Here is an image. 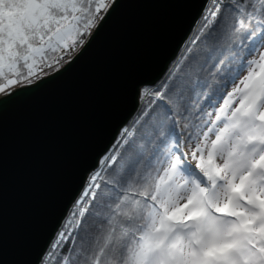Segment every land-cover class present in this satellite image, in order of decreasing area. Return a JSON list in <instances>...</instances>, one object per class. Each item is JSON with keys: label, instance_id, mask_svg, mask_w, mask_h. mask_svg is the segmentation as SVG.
I'll return each instance as SVG.
<instances>
[{"label": "snow or ice", "instance_id": "6c2138e0", "mask_svg": "<svg viewBox=\"0 0 264 264\" xmlns=\"http://www.w3.org/2000/svg\"><path fill=\"white\" fill-rule=\"evenodd\" d=\"M180 2L191 26L134 81L28 264H264V0ZM123 6L0 0V125L74 73Z\"/></svg>", "mask_w": 264, "mask_h": 264}, {"label": "water", "instance_id": "95a60500", "mask_svg": "<svg viewBox=\"0 0 264 264\" xmlns=\"http://www.w3.org/2000/svg\"><path fill=\"white\" fill-rule=\"evenodd\" d=\"M195 4L124 0L79 68L0 125V260L28 264L86 154L131 107L137 79L162 71Z\"/></svg>", "mask_w": 264, "mask_h": 264}]
</instances>
